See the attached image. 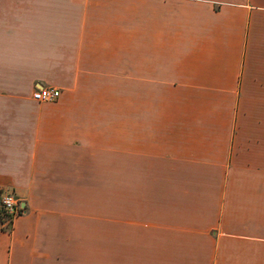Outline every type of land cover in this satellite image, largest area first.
<instances>
[{"label":"crops","instance_id":"obj_1","mask_svg":"<svg viewBox=\"0 0 264 264\" xmlns=\"http://www.w3.org/2000/svg\"><path fill=\"white\" fill-rule=\"evenodd\" d=\"M1 191L0 264H264V0H0Z\"/></svg>","mask_w":264,"mask_h":264},{"label":"built area","instance_id":"obj_2","mask_svg":"<svg viewBox=\"0 0 264 264\" xmlns=\"http://www.w3.org/2000/svg\"><path fill=\"white\" fill-rule=\"evenodd\" d=\"M59 96L60 90L42 87L34 93L33 97L38 101L50 102L56 100ZM23 213V208L13 193L9 191L0 192V216L9 217L14 221V219L20 217Z\"/></svg>","mask_w":264,"mask_h":264},{"label":"rangeland","instance_id":"obj_3","mask_svg":"<svg viewBox=\"0 0 264 264\" xmlns=\"http://www.w3.org/2000/svg\"><path fill=\"white\" fill-rule=\"evenodd\" d=\"M12 220L6 216H0V229L9 230L12 226Z\"/></svg>","mask_w":264,"mask_h":264}]
</instances>
